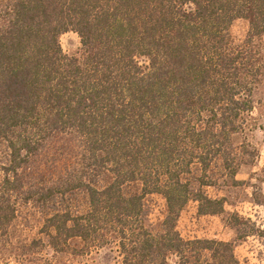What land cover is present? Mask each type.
Segmentation results:
<instances>
[{
    "label": "trees",
    "instance_id": "obj_1",
    "mask_svg": "<svg viewBox=\"0 0 264 264\" xmlns=\"http://www.w3.org/2000/svg\"><path fill=\"white\" fill-rule=\"evenodd\" d=\"M68 32L80 57L62 49ZM263 37L264 0H0V264L105 247L119 264H239L232 244L177 223L192 201L222 213L205 189L257 157ZM57 138L77 145L49 151ZM151 194L167 204L157 231ZM34 218L38 234L19 236Z\"/></svg>",
    "mask_w": 264,
    "mask_h": 264
},
{
    "label": "rangeland",
    "instance_id": "obj_2",
    "mask_svg": "<svg viewBox=\"0 0 264 264\" xmlns=\"http://www.w3.org/2000/svg\"><path fill=\"white\" fill-rule=\"evenodd\" d=\"M248 31V24L237 21L232 27V35L236 43H241ZM264 48V37L262 40ZM64 53L69 57H80L81 41L73 32L65 33L60 38ZM255 111L251 115V125L255 127L248 133L251 149L257 150V157L250 165L243 166L236 176L237 184L232 181L221 182L219 186L205 189L212 200L224 202L223 212L217 215H201L199 204L190 202L182 211L177 223V231L186 240H211L233 245L234 254L239 264H264V81L253 95ZM77 145L75 140L57 138L52 141L49 151L67 145ZM69 145V144H68ZM71 146V145H70ZM78 148V146H76ZM8 154L4 145H0V162ZM133 192L141 187L133 185ZM145 210V225L152 231L160 230L167 215L165 199L157 194L147 195L143 201ZM22 221L19 224L18 235L31 231L30 235L38 234L37 219L31 220L29 227ZM72 247L81 250L79 241L72 242ZM47 263L37 261L32 256L22 264H119L114 247L84 252L83 254L55 253L49 251ZM5 264V263H3ZM6 264H20L12 259Z\"/></svg>",
    "mask_w": 264,
    "mask_h": 264
}]
</instances>
